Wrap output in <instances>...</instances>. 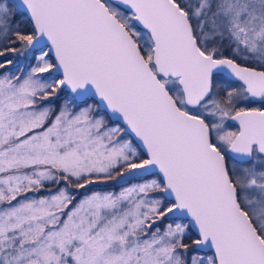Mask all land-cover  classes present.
<instances>
[{"label": "snow or ice", "instance_id": "6c2138e0", "mask_svg": "<svg viewBox=\"0 0 264 264\" xmlns=\"http://www.w3.org/2000/svg\"><path fill=\"white\" fill-rule=\"evenodd\" d=\"M0 264H264V0H0Z\"/></svg>", "mask_w": 264, "mask_h": 264}, {"label": "trees", "instance_id": "16d2710c", "mask_svg": "<svg viewBox=\"0 0 264 264\" xmlns=\"http://www.w3.org/2000/svg\"><path fill=\"white\" fill-rule=\"evenodd\" d=\"M23 27H27V25L24 24ZM96 188L101 189V190H112L115 188V190H119V186L116 180L108 181L106 183L98 184L96 185Z\"/></svg>", "mask_w": 264, "mask_h": 264}, {"label": "rangeland", "instance_id": "374dc122", "mask_svg": "<svg viewBox=\"0 0 264 264\" xmlns=\"http://www.w3.org/2000/svg\"><path fill=\"white\" fill-rule=\"evenodd\" d=\"M24 26V24L22 23V27Z\"/></svg>", "mask_w": 264, "mask_h": 264}]
</instances>
